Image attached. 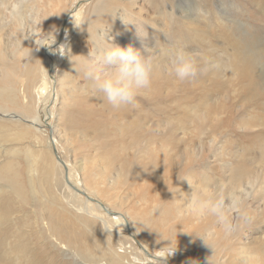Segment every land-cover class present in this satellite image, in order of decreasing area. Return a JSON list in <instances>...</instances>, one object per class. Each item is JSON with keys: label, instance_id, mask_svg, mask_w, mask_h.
<instances>
[{"label": "rangeland", "instance_id": "1", "mask_svg": "<svg viewBox=\"0 0 264 264\" xmlns=\"http://www.w3.org/2000/svg\"><path fill=\"white\" fill-rule=\"evenodd\" d=\"M80 1L0 0V149L8 141L28 147L58 180L48 206L29 192L25 203L0 182V264H160L127 231L158 257L168 241L175 245L177 233L168 264H264V14L257 6L264 0ZM77 3L58 42L64 17ZM102 3L108 13L98 21L93 11ZM229 20L239 23L237 36ZM129 21L141 35L144 24L149 39L140 43L144 37ZM106 27L114 45L144 56L156 44L184 47L206 71L180 82L162 61L136 106L115 110L101 94L83 91L80 72L84 57L90 58L89 34L95 39ZM182 27L211 28L212 43L205 38L197 45ZM49 32L54 46H46ZM230 37L238 47L248 42L261 57L253 69L258 81L231 74ZM150 140L156 148L164 144L153 159ZM53 148L74 186L122 216L108 215L68 188ZM15 160L21 171L23 154ZM242 169L238 183L233 176ZM208 192L242 225L238 230L228 234L215 217L194 208L192 201ZM232 193L240 207L231 208ZM206 232L212 233L208 246L195 237Z\"/></svg>", "mask_w": 264, "mask_h": 264}, {"label": "clouds", "instance_id": "2", "mask_svg": "<svg viewBox=\"0 0 264 264\" xmlns=\"http://www.w3.org/2000/svg\"><path fill=\"white\" fill-rule=\"evenodd\" d=\"M128 23L136 28L133 22L129 21ZM83 24L82 22L76 28L80 29ZM108 27L103 30H97L95 39L89 34L90 58L84 57L80 72L86 81L83 91L88 92L91 90L94 93L101 94L115 110L135 106L140 93L151 87L155 70L154 62L157 60H162L167 73L180 82L189 80L198 72L202 74L206 71L204 67L198 65L197 58L184 47H164L163 45L158 47L156 44L155 48L150 49L149 54L144 56L132 46L122 48L114 45L109 42L112 39L111 37H108L107 40L105 38ZM140 27L143 29V35L136 28L137 34L141 37H146L147 33L144 29V24H141ZM53 32H49L50 35L44 37L45 40L50 41L46 46H50L55 42ZM62 46L65 50L68 48L66 44ZM93 47L96 48L94 55L92 52ZM76 71L77 69H75ZM192 204L202 214L215 217L216 223L221 225L228 234L235 232L242 226L241 224H234L229 219L223 202L214 200L211 192L198 195L192 201ZM243 221L247 223L248 217L245 216ZM211 235V232H206L202 235L195 234V237L202 239L203 243L207 245L206 240ZM168 242L169 247L159 257L160 264H166L167 259L176 252L177 233L175 245L172 246L171 242Z\"/></svg>", "mask_w": 264, "mask_h": 264}, {"label": "bare ground", "instance_id": "3", "mask_svg": "<svg viewBox=\"0 0 264 264\" xmlns=\"http://www.w3.org/2000/svg\"><path fill=\"white\" fill-rule=\"evenodd\" d=\"M255 1V0H254ZM260 7V9L263 11L264 14V5L262 4V2L260 1L258 3V5ZM108 4H104L102 3L100 6L96 7L93 11V14L95 13V15L98 18V21H102L101 16L103 15V13H108ZM110 12V11H109ZM101 15V16H100ZM187 15V14H186ZM223 15V14H222ZM220 16V15H219ZM67 21V20H66ZM110 21V19H109ZM219 22V21H218ZM190 23V22H189ZM225 23V22H224ZM231 24V34L232 36H237V32L240 29V25L239 23H236L233 20H229V22ZM66 24V23H65ZM214 24V23H213ZM227 24V25H230ZM110 27L114 28V25H112V23L109 24ZM131 25V24H128ZM189 25V24H188ZM193 26V25H192ZM130 27V26H127ZM220 28H218L220 32H223L224 30L222 29L223 27L219 26ZM199 28V27H198ZM196 27H191V28H180V32H182V34H184L185 36L190 35L194 40V42L197 45H203L205 43V38H208V40L206 42L209 41V43H212L211 40V31L212 29L209 28L207 30H202V29H198ZM175 29V28H173ZM129 30V29H128ZM143 30V29H142ZM146 30V28H145ZM179 29H176V32L179 33L178 31ZM118 32H121L120 29H117ZM150 31V30H149ZM117 32V33H118ZM127 33V32H126ZM172 33V32H171ZM174 33V32H173ZM176 33V34H177ZM124 34V33H123ZM230 34V35H231ZM149 34H147L146 36L149 39ZM177 36V35H176ZM238 36H244V35H238ZM131 37V36H130ZM146 37V38H147ZM182 37V36H181ZM190 37V38H191ZM211 37V38H210ZM124 38V37H123ZM143 38V37H142ZM146 38L144 37L143 39H139L138 41L140 43H142V41H145ZM191 38V39H192ZM248 38V37H247ZM258 38V37H257ZM132 39V38H131ZM171 39V38H169ZM134 40V39H133ZM227 42L230 41V43L232 44V52L229 55V67H231V74L232 75H236V77H238L239 79H244L246 81H253L257 78H255V73L254 72V67L259 63L260 58L257 56V52L255 50H252L253 48H251V44H249L248 42H243V47H238V39H236L235 37H230L226 39ZM167 41V40H166ZM135 42V41H134ZM149 42V40H148ZM147 42V43H148ZM168 42V41H167ZM188 42H191V40H188ZM136 43V42H135ZM146 43V42H144ZM146 43V44H147ZM150 43V42H149ZM229 43V44H230ZM251 43V42H250ZM137 45V44H136ZM145 45V44H144ZM152 45V44H151ZM184 45V44H182ZM181 45V46H182ZM210 45V44H209ZM171 46V45H170ZM204 46V45H203ZM211 46V45H210ZM143 47V46H142ZM141 47V48H142ZM149 47V46H148ZM166 47V46H165ZM174 47V46H173ZM255 47V46H254ZM139 48V47H138ZM188 48V47H187ZM137 49V48H136ZM146 49H148L146 47ZM260 51V50H259ZM263 61V60H261ZM162 62V60H157L155 61V67H159L158 64H160ZM260 64V63H259ZM259 66V65H258ZM228 67V66H227ZM259 77L261 76L258 75ZM258 81V79H257ZM261 81V80H260ZM264 82V81H263ZM136 106V105H135ZM136 114V120L140 119L141 114V110L136 109L135 112ZM140 115V116H139ZM205 119L208 118L207 116L204 117ZM20 119L22 120V118L20 117ZM25 119V118H24ZM20 121V120H18ZM30 123V125L32 126H36L35 124L37 123L35 119H31L28 120ZM206 121V120H205ZM147 122V121H146ZM153 122V121H150ZM207 122V121H206ZM135 123V122H134ZM149 123V122H148ZM152 125V124H151ZM155 125V123L153 122V126ZM2 124H0V128H1ZM4 126V125H3ZM8 126H4V129L2 132L7 131ZM200 127H203L200 125ZM155 128V126H154ZM153 140V139H152ZM150 140L148 142V144H153V146L150 148L149 153L150 156L152 157V159L154 158V156L152 155V153H154V151H158L161 150L162 145L164 144H160V146L158 145V147L160 148H156L154 141ZM199 140V139H198ZM149 145V146H151ZM166 146V145H165ZM164 148V147H163ZM0 182H3L5 185V187H8L9 190L11 192H13L17 197L20 198H24V202L26 203L28 200V192L32 194V196L34 197L35 195H39L38 199L41 200L40 202L44 205V206H48V204L50 203V199H48V195L51 193L53 198H56V194L54 192V187H57V181L56 179H54L53 175H52V171L49 167V170L47 169V167L45 165H43L40 160H39V154L38 153H34L32 152L28 147H25L24 149L20 150L19 148L16 147V144L12 141H8L5 142V144L3 146H1L0 149ZM170 152V151H169ZM197 153V152H196ZM19 154H23V160L21 162V166L20 169L21 171L18 170V163L15 160V158L19 155ZM195 154V153H194ZM197 156V155H196ZM56 159V157H55ZM57 161V159H56ZM64 161V160H62ZM4 162V163H3ZM59 162V161H57ZM64 163V162H63ZM62 166L61 163H59ZM65 165V163H64ZM243 165V164H242ZM66 167V165H65ZM64 169V168H63ZM160 169V168H159ZM158 169V170H159ZM241 169V168H240ZM193 170H191L187 175H192ZM238 171V170H237ZM157 172V171H156ZM159 172V171H158ZM119 173V172H117ZM244 170H240L238 171V174H235L233 176V180L237 181L239 183V181L244 177ZM67 174V178L69 180V182L73 185V183L70 180L69 177V171L66 172ZM64 175V174H63ZM141 175V174H140ZM64 179V177H63ZM65 182V180H64ZM135 183V182H134ZM238 183H234V184H238ZM66 184V182H65ZM67 185V184H66ZM132 185V184H130ZM68 188H70L67 185ZM78 188V187H77ZM79 189V188H78ZM75 192V191H74ZM239 192V191H238ZM229 195V194H228ZM231 196V200H232V209L236 208V207H240V203H238V198L235 197V195L232 193L230 194ZM238 196V195H237ZM43 198L45 199V201H43ZM38 200V201H39ZM88 200V199H87ZM244 200V199H243ZM90 201V200H89ZM48 203V204H47ZM95 203V202H94ZM104 205V204H103ZM113 210V209H112ZM89 212V211H88ZM48 220L51 226H54V220L55 217L52 213V211L50 209H48ZM118 213V212H117ZM89 214V213H88ZM121 214V213H120ZM122 215V214H121ZM120 215V217H121ZM119 217V215H118ZM91 219V218H90ZM118 219V218H116ZM103 220V219H102ZM121 220V219H120ZM116 221V220H115ZM92 222V221H91ZM124 222V221H123ZM122 222V224H123ZM89 223V222H88ZM118 223L120 224V221H118ZM91 224V223H89ZM136 242V241H135ZM138 242V241H137ZM22 248L25 249V244L22 243ZM144 249V248H143ZM146 250V249H144ZM147 251V250H146ZM148 252V251H147ZM149 253V252H148ZM158 257V256H157ZM82 259V257H80ZM84 260V259H83ZM86 262H88V264H106V263H94V261L85 259ZM166 263L168 264V261H166Z\"/></svg>", "mask_w": 264, "mask_h": 264}, {"label": "water", "instance_id": "4", "mask_svg": "<svg viewBox=\"0 0 264 264\" xmlns=\"http://www.w3.org/2000/svg\"><path fill=\"white\" fill-rule=\"evenodd\" d=\"M82 1H83V0H82ZM82 1H80L79 3H81ZM79 3H77V4L74 6V8H73L70 12H68V13L65 15L64 20H63V23H62V27H61L60 35H59V38H58V42L61 40V37H62V31H63V29H64V26H65V23H66V20H67L68 16L70 15V13H71L72 11H75V10L78 8ZM55 44H56V43H55ZM55 44H53L52 46H54ZM52 46H51V47H52ZM51 47L47 48V49H46V52H48V50H49ZM14 117H16V116H14ZM53 152H54V154H55V156H56L57 161H59V163H61L62 166H63V168H64V180H65L66 184H67V185H68L73 191H75L76 193H78V194L84 196L86 199H88V200H90V201H92V202L97 203L102 209H104V211H105L108 215H111V216H112V215H119V216L121 215L120 213H117V212H115V211H111V210L106 209L105 206H104L100 201H98V200H96V199H94V198H92V197H89L84 191H82V190L78 189L76 186L72 185V184L69 182L68 178H67V174H66L67 169H66V167H65V165H64V163H63V161H62V159H60V157L57 155V151H56L55 148H53ZM121 216H122V215H121ZM127 232H128V234H129L130 236L133 237V239L136 241L138 247H139V248H140V249H141V250H142V251H143L148 257H151V258H154V259H158V260H159V257H157V256H155V255H152V254L148 253L146 250H144L143 247L137 242L136 238H134V236L130 233V231H127ZM191 264H195V263H191Z\"/></svg>", "mask_w": 264, "mask_h": 264}]
</instances>
